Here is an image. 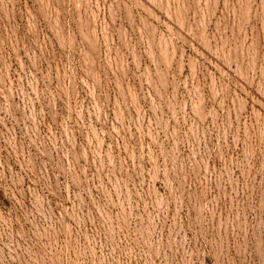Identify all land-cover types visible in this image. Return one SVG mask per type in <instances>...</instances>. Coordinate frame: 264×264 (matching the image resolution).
<instances>
[{"label":"rangeland","instance_id":"1","mask_svg":"<svg viewBox=\"0 0 264 264\" xmlns=\"http://www.w3.org/2000/svg\"><path fill=\"white\" fill-rule=\"evenodd\" d=\"M0 264H264V0H0Z\"/></svg>","mask_w":264,"mask_h":264}]
</instances>
